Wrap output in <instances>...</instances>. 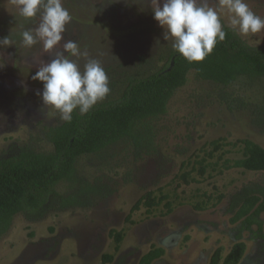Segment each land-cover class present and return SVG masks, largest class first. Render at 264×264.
<instances>
[{"label": "rangeland", "instance_id": "1", "mask_svg": "<svg viewBox=\"0 0 264 264\" xmlns=\"http://www.w3.org/2000/svg\"><path fill=\"white\" fill-rule=\"evenodd\" d=\"M245 2L264 18V0ZM63 6L72 20L60 44L45 52L40 43L21 44V32L35 29L40 15L25 19L13 0H0V38L14 42L0 47V159L53 149L47 134L63 119L42 105L36 94L42 83L31 77L66 40L104 68L110 91L98 102L119 97L130 78L159 70L174 51L154 19L152 0H63ZM209 6L231 27V13L219 0ZM237 32L251 45H264V30ZM77 62L83 69L84 59ZM219 138L223 145L213 151L209 143ZM244 138L264 147V77L223 85L190 71L164 114L139 122L133 136L78 156L74 178L59 181L40 212L14 215L0 235V264H137L153 248L163 253L150 264H210L217 249L222 264L238 241L245 249L237 264H264V212L263 229L254 224L253 233L241 219L232 221L235 209L229 208L243 186L264 185V172L223 166L241 157V145L233 143ZM148 191L158 203L132 209ZM117 231L119 243L111 235Z\"/></svg>", "mask_w": 264, "mask_h": 264}, {"label": "trees", "instance_id": "2", "mask_svg": "<svg viewBox=\"0 0 264 264\" xmlns=\"http://www.w3.org/2000/svg\"><path fill=\"white\" fill-rule=\"evenodd\" d=\"M223 29L225 39L219 41L203 61L189 62L174 50L159 70L144 77L130 78L119 97L96 103L86 114L74 110L70 122L63 120L49 129L51 151L23 150L0 159V235L7 231L14 215L40 212L55 194V185L74 178L78 156L102 151L126 136H133L139 122L164 114L170 98L187 82L190 71L199 79L223 85L242 76L264 77V45L249 44L230 26L224 25ZM221 141L219 138L209 143L213 151L223 145ZM237 143L241 145V157L225 159L224 168L264 172V147L248 138L233 144ZM60 200L67 201L65 198ZM141 203L149 209L158 201L148 191L132 209ZM229 208L235 209L232 221L241 219V225L249 230L256 224L257 231H261L263 226L259 217L264 212V185L243 186L231 195ZM111 235L117 243L122 240L119 231L111 232ZM244 249V242L234 243L222 264H237ZM162 253V248H153L143 254L137 264H150ZM219 259L217 249L210 264H217Z\"/></svg>", "mask_w": 264, "mask_h": 264}, {"label": "clouds", "instance_id": "3", "mask_svg": "<svg viewBox=\"0 0 264 264\" xmlns=\"http://www.w3.org/2000/svg\"><path fill=\"white\" fill-rule=\"evenodd\" d=\"M154 19L164 30V40L171 39L173 49L189 62L203 61L213 51L226 32L219 10L209 6V0H152ZM19 15L31 19L40 15L35 29L21 32L25 48L42 44L45 52L56 48L64 38L72 17L63 0H13ZM219 8L231 13L230 25L241 34L264 30V18L254 13L245 0H219ZM14 45L10 36L0 38V47ZM56 57L41 63L32 80L42 83L37 91L42 105L51 106L65 121L72 120L74 110L86 114L109 93L108 76L99 61L89 58L73 40H66ZM76 57L77 59H71ZM83 58V69L77 62Z\"/></svg>", "mask_w": 264, "mask_h": 264}]
</instances>
